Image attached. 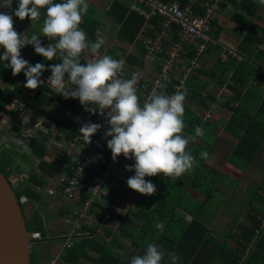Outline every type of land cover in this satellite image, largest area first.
<instances>
[{
  "label": "trees",
  "instance_id": "trees-1",
  "mask_svg": "<svg viewBox=\"0 0 264 264\" xmlns=\"http://www.w3.org/2000/svg\"><path fill=\"white\" fill-rule=\"evenodd\" d=\"M261 1L264 9V0ZM53 2L59 3L61 0H53ZM206 2L207 0L202 1V3ZM229 2L244 10L245 14H247L251 20L245 19L239 13H234L230 17L231 22L236 24L237 27H235L240 31L238 33L239 36L243 37L241 40L243 44L240 43L239 48L241 49H239V51L244 55L245 60L235 66V60L229 59L230 64L227 68L228 70L233 69L230 79L226 81V78L217 77V81L221 85H225L226 89L233 91L235 96L233 99L231 97L227 98L225 102L220 105L230 111L229 123L223 126L225 131L222 132L229 133L230 136L237 139L235 147L226 158L228 165L223 167L221 171H217L205 163L206 159L200 158L199 154L203 151H207L208 156L211 155L214 147L218 144L219 134H214L217 126L209 123L208 118L204 117V119V114L199 115L185 108L183 119L186 128L184 129V134L194 137L196 136L194 131L196 126H202L204 129V135L199 136L202 137L203 145L195 147L191 145L190 141L186 148V151L196 156L199 163L193 170L178 178L164 177L162 174H157L155 176L157 191L152 196H144L136 193L142 204H140V208L136 210L129 208L128 212L140 221L141 224L138 227H135L125 214L123 215L111 209H109L108 212L112 215V219L119 222L118 225L112 228L104 223L100 224L102 217L100 211H103L105 208L103 203H96L95 206L98 209L94 210L93 208L91 214H93L97 220L96 223L92 225L89 232L93 234L98 229L97 233L100 232L103 236L110 238V240L106 242L101 236H97L94 239V237L90 238L80 235L81 237L74 242L72 247L64 251L63 258L70 264H80V258L86 261L88 260L92 264H124L115 252V248L128 251L127 247L120 241L121 239L128 240L130 248L139 250L137 255L143 254L146 241L154 242L165 250V252L178 254L180 257L178 264H262L261 251L264 243V225L261 226V222L262 218H264V168L260 166V161L264 158V97L259 98L258 101L255 100L248 109V107L245 106L246 104L244 105L241 101L243 94L237 93L236 91L245 90L252 82H255L256 89L260 90L261 88L264 90V70L260 71L258 67V64L264 61V49L261 48L264 43V23H262L263 21L258 17V7L255 2L242 0L241 3L237 5L234 1ZM226 3L222 4L221 10L224 9ZM12 4L9 15H12V12L17 8L18 0H14ZM112 5L113 6L107 11V14L112 22L120 25V29L116 33L117 42L104 41L100 53L115 58V50L118 48L119 44L130 43H134L133 46L138 50H143L144 45L141 44L142 41L139 43L133 42L143 20L132 13H129V15L125 17L127 14V7L120 1L113 0ZM40 11L41 16L38 20L30 21L28 18H25L21 21L14 16L13 20L25 26L28 24L32 25L33 27L31 26L30 30L33 31L35 35H40L39 39L43 45H45V43L48 45L51 41L42 36V24L45 10L41 9ZM223 11L225 12V10ZM222 18L228 19L225 16ZM156 20L159 21L158 18H152L150 21L155 23ZM218 24L219 31H223L222 29L224 26L220 25V23ZM36 25L39 27L38 29H36ZM216 25L217 24L214 23L210 33L213 38H218V33L215 29V27H217ZM100 26L101 24L92 17L91 13L87 12L82 17L80 27L87 33L89 40L95 41L97 39V29ZM175 30L174 28L173 35L171 36L173 41H176L177 38ZM174 35L175 38H173ZM149 36H152L150 32L145 33V37ZM165 46H169V44L166 43ZM214 49H219V52H221V49L217 46L214 47ZM27 52L31 53L30 58L20 55L31 65L44 63L47 69L52 64L60 63L58 59L52 61L44 60L43 57L34 52L32 45H29ZM86 54L87 52L83 53L81 56L82 63L88 61ZM2 55L3 54L0 53V56ZM158 56L159 57L155 59L157 60L155 63L157 69L154 71L155 73L153 76L158 72L161 66V59L164 58L165 54H160ZM188 56L191 57L192 55L190 54ZM130 61L133 64L141 65L136 58H132ZM8 63V61H0V118L4 113L8 116H12L6 108L12 100H16L25 107L30 108L38 116L53 120L56 122L61 132H64L66 136H71L77 130V124L70 119H66L65 121L57 119L49 112V109L50 106L54 104L57 106L58 111L69 110L71 115L83 118L88 111L85 110V107L81 105L79 100L71 97L65 98L59 95V92L55 94L46 87H42V90L37 92L33 97L27 95L18 89V84L25 78L23 71L13 76L11 68L7 67ZM65 79L67 80V76ZM169 81L170 79H166V81L163 82V88L161 90V92L168 95L174 92L173 83ZM183 87L185 88V86ZM259 92L262 91L260 90ZM192 94L193 97L189 99L199 102L202 104L201 106L207 107L206 109L209 110L211 104L209 105L208 102H214L216 99L213 96L202 97L197 93ZM138 97L141 102L143 100L142 95L138 94ZM235 102L236 105L232 107L231 104ZM99 122L100 116L97 112L92 115V123L99 124ZM27 151L30 154L29 158L33 160V162L27 159V154L20 155L13 153L12 149H3L0 153V171L8 179L10 173L11 175L18 173V169L16 168L17 159L21 158L23 161L25 160L27 167H32V171L34 172L29 174L27 179L22 178L20 181L13 183L12 187L19 202L24 199L26 204L29 202L34 204L41 196L35 192L33 186L44 187L46 180H52L57 174L59 160L53 159V155L43 146V142L37 139L29 140ZM257 155L260 156L259 160L256 159ZM36 161L37 164L35 166L34 162ZM249 167H252L251 170L262 168L259 174V176H261L259 177L260 181L258 180L255 182V190L248 203L252 213L247 215V225H239L238 223L233 234L230 233L228 236H223L217 231L212 230V226L208 224L207 220L214 222L217 220L218 212L216 211L215 203L225 208L226 199L232 193L233 187L223 198L220 197V199L216 201V193L218 192V183L216 184L217 178H226L227 180L236 182L235 185H237L239 181L237 178L238 175H236L237 171H245ZM68 172L69 175H72L70 171ZM238 172L242 173L240 171ZM212 173L217 176L214 177ZM134 175L135 173L133 171L131 177ZM182 177L188 178H186V181H182ZM151 178L152 177H145V180L150 181ZM26 182L32 183L33 186L26 187L24 185ZM257 184L258 186L256 187ZM193 193L202 196V200L197 199L192 195ZM58 197L64 202L59 194ZM20 206L24 212L21 204ZM106 207L108 208V204ZM124 210L126 209L124 208ZM183 215L189 216L190 221H187ZM27 221L31 220L26 219V225L29 223ZM33 224L36 225L34 226ZM31 225L33 228L30 230L27 227L28 232L38 231L42 237L46 236L40 225V218L34 219ZM255 230L258 231L256 236H254ZM100 238L101 240H99ZM229 242L232 243L233 246H230ZM253 243V247H256H254L255 252L252 253L253 248H248V246ZM33 258L34 257L31 255V264H33ZM130 261L131 259H128L126 264H130ZM165 261L171 264L167 256H165Z\"/></svg>",
  "mask_w": 264,
  "mask_h": 264
},
{
  "label": "clouds",
  "instance_id": "clouds-1",
  "mask_svg": "<svg viewBox=\"0 0 264 264\" xmlns=\"http://www.w3.org/2000/svg\"><path fill=\"white\" fill-rule=\"evenodd\" d=\"M12 2L0 0V8H11ZM88 7L87 0H61L59 3L53 0H18L12 15L0 12V47L4 49L0 61L9 62L7 67L11 68L13 76L23 71L26 89H36L42 83L40 77L43 72L50 71L47 82L57 89L59 95L78 99L92 114H104V110L109 109L106 115L109 127L104 138L111 137L106 146L112 159L115 161L123 156L126 160H134V165H126V171L135 173L127 179V187L140 195L152 196L157 191L156 185L146 181L145 177L162 174L178 178L199 163L196 156L186 151L194 139L184 134L187 90L177 89L171 95L153 92L141 104L136 88L139 73H133L131 78H121L125 60L101 56L103 38L89 40L80 27ZM41 9L45 10L42 36L51 41L47 46L42 44L40 35L22 39L13 25V16L21 21L25 18L38 20ZM26 44L32 45L34 52L44 60L58 59L60 63L47 69L44 63L29 64L20 55ZM86 52L95 58L82 63L81 56ZM101 127L98 123H85L79 130L80 138L87 144L91 143V137ZM194 131L196 136L204 135L202 126H196ZM199 155L207 159L208 152L203 151ZM9 183L13 185L10 180ZM165 256L171 264H178L180 260L178 254L165 252L156 243L146 241L143 254L133 256L130 264H168Z\"/></svg>",
  "mask_w": 264,
  "mask_h": 264
},
{
  "label": "built area",
  "instance_id": "built-area-1",
  "mask_svg": "<svg viewBox=\"0 0 264 264\" xmlns=\"http://www.w3.org/2000/svg\"><path fill=\"white\" fill-rule=\"evenodd\" d=\"M119 1H127L129 10L145 19L159 18L160 20V25L155 35L145 40L148 50L144 54L142 61L146 65L153 63L160 54H165L167 59L163 60L158 72L149 81L150 83L146 82V74L143 68L137 67L132 72V74L139 73L136 88L137 94L140 93L143 97L140 103L143 104L145 99L150 97L153 92H161L163 82L170 76L173 64L182 55L186 54V50H188L193 55L189 60V66H181V77L179 82L173 87L174 92L177 89H182L189 78V72L191 73L194 70V66L198 68L204 51L208 47L218 44V40L214 39L210 33L214 23H219L217 17L222 4L226 0H207L206 3H202L203 0ZM174 28L177 31L176 41L171 39ZM140 38L144 39L142 34ZM166 43L169 44L168 47L165 46ZM121 46L119 45L115 50L118 59L123 58L125 60L126 57L130 58L134 55L133 46L130 48L124 46L123 49H121ZM227 55L234 59L239 57L242 60L241 55L232 47L227 49ZM88 57L91 59L90 53H88V56L86 54L87 59ZM127 72L125 63L120 74L121 78H131L132 74L127 76ZM50 75L51 72L44 71L40 77L42 83L36 89H27L24 93L33 97L42 90V87L58 92L56 88L50 86L47 82ZM22 81L26 82L25 78ZM7 108L9 111H18L21 114L28 115L23 127L17 129L18 136L16 138L20 136L28 138L27 144L31 139H37L46 144L47 141L54 137L53 149L56 150L58 148V153H51V155L54 156L53 159L59 160V165L56 176L50 180L51 188L47 193L49 195L59 194L64 202L72 205L71 215L66 219V224L71 226L76 234H82L85 222L89 220L91 210L96 207V203L108 204L110 205L109 209L120 212L123 215L125 214L124 208L120 205L122 202L119 201H121L122 193L127 185L126 181L133 173V171H126V165L132 166L135 161L132 160L130 164L129 159L126 160L123 156L116 158L115 161L112 159L111 151L106 146L107 140L111 139V137L104 138V133L109 127L104 115L110 111L109 109H105L104 114L98 112L100 116L99 124L102 127L92 136L91 143L87 144L80 138L79 130L85 123H92V113L88 112L83 118H78L71 115L69 110L58 111L56 105H51L49 112L57 119L63 121L70 119L77 124V130L71 136H66L64 132L60 131L56 122L38 116L30 108L25 107L16 100H12L7 105ZM32 117H37L40 123L34 121ZM204 117L209 118V115ZM43 120H48L49 122H44ZM52 127H54L55 133L51 134L48 128ZM33 128H36V133L33 132ZM29 129L31 132L25 133ZM68 171L72 175H69ZM101 223L115 228L119 222L112 219V215L106 212L100 220ZM263 225L264 218H262L261 222V226ZM30 233L29 241L30 247H32L42 240V236L38 231ZM257 234L258 231L255 230V236ZM72 245L73 242L68 239L65 247L70 248ZM50 264H55V261L50 262Z\"/></svg>",
  "mask_w": 264,
  "mask_h": 264
},
{
  "label": "rangeland",
  "instance_id": "rangeland-1",
  "mask_svg": "<svg viewBox=\"0 0 264 264\" xmlns=\"http://www.w3.org/2000/svg\"><path fill=\"white\" fill-rule=\"evenodd\" d=\"M233 1L237 5L238 3H241L242 0H233ZM250 1H253V2L256 3V5L258 7L257 8L258 17L263 21L262 23H264V9L262 7V1L261 0H250ZM13 2H14V0H13ZM226 2H227V0L225 1V3ZM226 5L230 7V10L227 9V11L224 12L223 10L220 9V12H219L218 17H217V21L220 23V25H223L226 28V30L219 31V29H218L219 24L216 23L217 27H215V29H216V32L218 33V38H214V39L218 40V44L215 45V46H210L204 51L203 56H202V58H201V60L199 62L198 68L196 66H194V68H193L194 70L191 73L189 72V77H191L193 72H196V71L201 69L203 60H205V57L207 56V52L208 51L210 52V54L213 56L214 59H221L222 61H223V59L225 61H227L229 59H232V60H235V63L239 64V63H241V62H243L245 60L244 55L239 51V49H237V47H235L234 45L231 44L232 43L231 40H229L230 42L226 41V40H224L225 37H224V39H222V34H224L225 31L226 32L228 31L231 36H233V37L236 36L234 34L235 33L234 28H236L237 26H236V24L233 25L230 22L231 21L230 17L234 13H236V11L239 12L240 15L246 16L247 20H249L250 17L247 16V14H245L244 10H242L240 7L234 6L232 3L231 4L226 3ZM89 8H90V10L93 9L90 12L91 14L93 12H95L94 18L98 19L99 16H100L99 15L100 11L98 10L99 8L98 7H95V8L89 7ZM10 9L11 8H0V12H7L9 14L10 13V11H9ZM224 16L225 17L228 16V20H229L228 22L224 21V19L222 18ZM229 24L231 25L230 27H229ZM13 25H14L15 31L18 34L22 35V39H24L25 37L30 39V37L33 34H35L33 31L30 30V27L32 25L28 24V25L25 26V25H23L21 23L15 22V20H13ZM38 28L39 27L36 25V29H38ZM109 28H110V26H109ZM97 31H98V34H97L96 37L97 38H101V35H103V33H104L102 28L99 27L97 29ZM112 32H113V29L109 30L110 36H111ZM176 33H177V31H176ZM25 43H27V40H25ZM28 45H30V44H26L25 46H28ZM25 46L23 48H21L20 54L22 56L30 58L31 57V53L27 52V47H25ZM44 46H47V43H45ZM216 46L221 49V52H219V51L214 49V47H216ZM123 47H124V44H122L121 49H123ZM229 47H232L233 49H235L236 52L239 55H241L242 60L239 57L238 58L235 57V59H234V58H231L230 56H228L227 55V49ZM261 48L264 49V43H263ZM186 52L187 53L184 54V55H190V54L192 55V52H188V50H186ZM0 53H2V54L4 53V49L2 47H0ZM100 55L102 56L101 53H100ZM184 55H182L177 60L181 61L184 66H187L185 64L184 60H186V61L190 60L193 55L191 57L188 56L187 59H184ZM87 56H88V53H87ZM90 57H91V59L95 58V57L91 56V54H90ZM88 59H90V58L88 57ZM188 66H189V64H188ZM258 67H259L260 71H263L264 70V61H262L260 64H258ZM226 77H227L226 80H228L229 76H226ZM211 82H212V84H214V87L216 88V91L212 92L211 94H213L215 98L217 97L215 95L221 96L219 98L217 97V99L221 98L220 101H219V104L224 103L225 100H226L225 95H224L227 92L226 89L221 88L220 86H218L219 84H216L215 81H211ZM24 83L25 82L22 81V82H20L18 84V89L23 91V92L27 91V89L24 87ZM250 84H254L255 85V82H252ZM255 88H256V85H255ZM255 88H253V87H250V89L245 88V90L243 91L244 97H245V99H247L245 102H248V103H245L246 104L245 106L248 107V109L254 103V102H251V99H249L250 98L249 92H250V94H252L253 99H255L256 101H258V99L262 98V96H263V93L259 92V91L260 90L264 91V90L261 89V88H260V90L259 89H255ZM208 91L209 90H205L204 89V90L201 91V93L205 94L204 96H206ZM54 93L56 94L58 92H54ZM52 106H53V104H52ZM231 106L234 107L233 104H231ZM219 107L220 108H218V109L213 107L210 112H207V113H205L203 115V118H204V116L209 115L208 121H210L212 123H215L214 116L216 115L218 120H219L218 121L219 124H224V125L228 124L229 123L228 119H229L230 111L228 109H226V108H223L222 106H219ZM6 110L9 111L8 108H6ZM9 112L11 113L12 116H8V115H6L4 113V115L0 118V153L5 148L7 150L12 149L13 153H16V154H21V153L27 154L26 157L28 159L29 156H30L29 152L26 149L28 138H24V137H21V136L19 138H16V136H18L17 135V133H18L17 129L19 127L20 128L23 127V123L25 122V120H26L28 115L27 114H25V115L21 114L18 111H16V112L9 111ZM106 115H107V113L104 115L105 119H106ZM32 118H34L33 120L36 121L37 123H40V120L37 117H32ZM44 122H49V121L46 120ZM217 124L218 123L216 122V125ZM223 126L221 125L220 126L221 128L215 130L214 134H217V133L219 134L218 135L219 136V141H218V144L214 147L213 153L207 157L206 162H205L212 169L217 170V171H221V169L223 167L228 165L227 162H226V158H227L228 154L233 150V148L235 147V145L237 143V139L236 138L230 136L229 133L222 132V131H225L223 129ZM34 127H36V126H34ZM48 129H49L51 134L55 133L54 127L48 128ZM30 132H31L30 129H29L28 132L25 131V133H30ZM33 132L36 133V128H33ZM198 137L199 136H197V137L194 136V139L191 140V145H193L195 147H200L201 145H203V140L201 139L202 137H199V138ZM53 139H54V137L51 140L47 141L46 144L43 143V146L46 147V149H47V151L49 153H58V148L56 150L53 149ZM210 142H211V139H210ZM260 156H261V154H260ZM260 156L257 155L256 159L259 160ZM52 157H54V156H52ZM263 160H264V158L262 159V161H260V166L262 168H264V161ZM23 163H26V162H23ZM36 164H37V161H36ZM232 167H234V166H232ZM16 168L18 169V167H16ZM262 168H260V169H262ZM251 169H252V167H249L245 171L244 170H238V171H240L242 173H239L237 171L236 175H238L237 178L239 180L237 185H235L236 182H232L230 180H227L226 178H220V177L217 178L218 180H217L216 184L218 183L217 184L218 192L216 193V195H217V198L215 199L216 201H218L220 199V197L223 198L225 196V194L230 192L232 187H233L232 193L226 199L227 201L225 202V208L220 207V206H218V203H215L216 204L215 205L216 206V211L218 212L217 220L215 222L211 221V220H207L208 224H210V226H212V230L217 231L219 234H221L223 236L224 235L228 236L230 233L233 234L234 231L236 230V225L238 223H239V225H241V224L247 225V221H248L247 220V215L252 213L251 212V208L248 205V203L250 202L251 196H252V194H253V192L255 190V182H257L258 180L260 181L259 177H261V176H259L260 169H257V170L256 169L251 170ZM23 175L24 174H21L20 177H19V175H16V174L11 175V173H10V175H9L10 177L8 179L11 182L16 183L15 181H17ZM212 175H214V177L217 176L216 174H213V173H212ZM186 178H188V177H186ZM186 178L182 177L181 180L182 181H186ZM150 181L155 185V176L152 177L150 179ZM257 186H258V184L256 185V187ZM234 187H235V189H234ZM192 195H194L197 199L202 200V196L197 195L196 193L195 194L193 193ZM121 198H122L121 199L122 204H120V205L126 209V210H124L125 211V215L127 216V218H129V220L131 221V223L134 224L135 227H138L141 224L140 221L137 220L136 218H134L132 215H130L129 212H128V209L132 208V209L136 210V209L140 208V204H142L141 200H139V198L137 197L136 192H134L132 190H129L128 187L124 189ZM20 204L22 205V208L24 209V212H25L26 201L24 199H22L20 201ZM38 214L39 213H37V215ZM183 216H184V218L187 221H190V217L189 216H187V215H183ZM37 218H40V217L39 216H35L34 217L35 220ZM34 219H33V221H34ZM33 221L32 220L31 221H27V222H29V223H27V227L30 230L33 228L32 225H31V223ZM62 244H63L62 240H60V241H58V240H54V241L53 240H48V236L46 235V237L43 238L42 241L34 244L31 247L30 251H31L33 257L40 258V259L43 260L44 263H46L51 258V255L54 252V250H58ZM229 245L233 246V244L230 243V242H229ZM251 245L252 244H250L248 246V248H250ZM131 252L133 254H136V253L139 252V250L132 249Z\"/></svg>",
  "mask_w": 264,
  "mask_h": 264
},
{
  "label": "crops",
  "instance_id": "crops-1",
  "mask_svg": "<svg viewBox=\"0 0 264 264\" xmlns=\"http://www.w3.org/2000/svg\"><path fill=\"white\" fill-rule=\"evenodd\" d=\"M229 1H233V0H227V3L231 4V2H229ZM87 2H88L89 7H92V8L98 7L99 8L98 9L100 11L99 18L98 19L94 18L95 12L92 13V17L95 20H97V22H99L101 24L100 28H102V30L104 32L103 35H101L103 40L108 41V42H111V41L117 42V34L116 33L119 31L120 25L112 22V20L108 17V14H107V11L113 6L112 5L113 0H87ZM120 2L124 3L127 7V14L125 17H127L129 15V13H132V14H135L137 17H139L143 20L142 24H140L138 32L136 33L135 38L133 40V42H136V43H139L142 41L143 43L141 42V44L144 45L143 50H141V49L138 50L136 47H134L133 46L134 43L124 44V46H127V48H130L132 46L134 47V55L131 56L130 58L129 57L125 58L126 69L128 71L127 76L131 75L132 72L137 67L143 68L145 70V74H146V82L150 83L149 81L154 77L153 76V74L155 73L154 71L157 69L155 66V63L157 60H155L153 63L146 65V64L142 63L143 62L142 58L148 50V48L146 47L145 40L147 38H150V37L155 35V33L157 32V29L160 25V23H159L160 21L156 20L155 23L151 22L150 20L152 18L145 19L144 17L140 16L139 14L131 12L129 10L127 1L126 2L120 1ZM227 9L230 10V7L225 4V7L223 10H225V12H226ZM92 10H90V8H89L87 12L90 13ZM236 13H239V12L236 11ZM242 16L245 19L247 18L244 15H242ZM227 18H228V16H227ZM249 20H251V18ZM224 21L228 22L229 20L224 19ZM231 24L235 25L233 22H231ZM109 26L111 29H113L111 36L109 34V30H111L109 28ZM230 26L231 25L229 24V27ZM222 30L224 31V30H226V28L224 27ZM234 30H235L234 34L236 35L235 37L231 36L228 31L227 32L225 31V33L222 34V39H224V37H225L224 40H226V41L231 40L232 45L237 47V49H241L239 47H240V43H242L241 40L243 37L239 36L238 33L240 31L237 30V28H234ZM148 32H150L152 34V36L145 37V33H148ZM175 33H176V30H175ZM97 34H98V31H97ZM97 34H96V36H97ZM141 34L143 35L144 39L140 38ZM172 35L173 34H171V36ZM173 38H175V35ZM119 45H122V44H119ZM28 46H25V47L28 48ZM217 51H219V49ZM132 58H136V60H138L141 63V65L139 66L138 64H133L130 61V59H132ZM187 58H188V55H185L184 59H187ZM115 59H118L117 54H115ZM164 59H167V56H164V58L161 59L160 65L162 64ZM218 60L219 59H214L213 56L208 51L207 56L205 57V60H203L201 69L196 71V72H193L191 77H189L188 80L186 81V83L184 85L185 88L183 87L184 89L187 90V96H186L184 104H185V108H187L190 112H194V113H197L199 115H203L207 112H210L213 107H215L217 109L220 108L219 106L221 104H219V101L221 98L217 99V97L218 98L221 97L219 95H215L217 97H216L214 102H212V101L208 102L211 104V105L209 104L210 110L206 109L207 107L201 106L202 104H200L199 102H197L195 100L192 101V99H189V98L193 97L192 93L200 94L202 97H206V96H213L214 97V95L211 93L216 91V88L214 87V84H212L211 81H215L216 84H219L218 86L226 89L225 85H221L217 81V77L225 78L226 76H229V78H228V80H229L231 75H232L233 69L228 70V68H227V67H229L230 60L229 61L228 60L225 61L224 59H223V61L221 59L219 61ZM184 62L188 66L189 60H187V61L184 60ZM182 65H183L182 62L177 60V61H175L172 69L170 70V76L168 77V79H170L169 82L173 83V87L179 82V79L181 77L180 76L181 75L180 69H181ZM237 65H238V63L235 64V66H237ZM226 79H227V77H226ZM250 87L255 88V85L251 84V85L247 86L248 89H250ZM204 89L209 90L207 92L206 96H204L205 94L201 93V91ZM226 91H225L226 93L224 94L226 99L229 97H231L232 99L235 98L233 91H230L228 89H226ZM243 91L241 90V91H236V92L243 94V96L241 97V101L245 105V103H248V102H245L247 99H245ZM262 93H263V96H262V98H263L264 97V91H262ZM138 94H140V93H138ZM249 95H250L249 99H251V102H255V99H253V96H252V94H250V92H249ZM233 105L235 106L236 102L233 103ZM215 116H214L215 123H212L210 121H208V122L211 123L212 125H216V122H217L218 123L216 125L217 126L216 130H217V129L221 128L220 127L221 125L223 126L224 124H219V122H218L219 120H218L217 116L216 117ZM21 154H24V153H21ZM28 159H30V158H28ZM58 159H59V156H58ZM23 162H25V160L23 161L21 158L17 159L18 173L16 175H19V177L21 174H24V175L15 182L20 181V179H22V178L27 179L28 175L31 174V172H33L32 167L31 168L27 167L26 163H23ZM30 162H33V160L30 159ZM129 163L130 164L132 163V159H129ZM34 165L36 166V162H34ZM43 180H45V179H43ZM50 183H51L50 180H46L44 187H40V186H36V185L33 186L32 183H30V182L24 183V185L26 187H32L33 186L35 189V192L41 196V198L39 200L35 201L34 204H31L30 202L26 204L25 212H24L25 218L27 220L28 219L32 220L35 216H39L40 217V225L42 227V230L45 232V235L48 236V240H53V241L54 240H58V241L62 240L63 241V244L60 246V248L58 250H54V252L52 253L51 258L49 259L48 262L44 263L42 259L34 257L33 258V264H50V262H52V261H55V264H70L69 262H67L63 258L64 257V251L66 249H69V248L65 247L68 239H70L74 244V242H76V240L81 236H86V237H90V238L94 237V239L97 236H101L106 242H108L110 240V238L103 236V234H101L100 232L97 233L98 229L93 234H90L89 230L92 228V225L95 224L96 220H97V218L93 214L89 215L90 221L86 220L85 225H84L85 229H83L82 234H80L81 236L76 234V232L73 231L72 227L66 224V219H68L69 216L71 215L72 205L66 204V202H62L61 199L58 197V195H49L47 193V191L51 188ZM106 205L107 204H104L103 206L105 209L103 211H100V213H102L101 216H103L106 212L109 211L110 205H108V208L106 207ZM97 209H98L97 207L94 208V210H97ZM37 213H39V214L37 215ZM93 218H95V220H93ZM101 224H103V223H101ZM33 225L35 226L36 224H33ZM45 237H42V240ZM99 240H101V238ZM120 241L122 242V244L125 247H127L128 251H125L124 249L121 250L120 248L114 247L115 252H116V255L119 257V259L122 260L124 264H126V261H128V259H131L133 256L137 255V253L133 254L131 252L132 248H130L128 240L121 239ZM253 245H254V243L251 246L253 248L252 253L255 252L254 247H256V246L253 247ZM134 250H137V249H134ZM261 255H262V264H264V243L262 245ZM79 263L80 264H92L91 262H89L88 260L86 261L83 258L79 259Z\"/></svg>",
  "mask_w": 264,
  "mask_h": 264
},
{
  "label": "water",
  "instance_id": "water-1",
  "mask_svg": "<svg viewBox=\"0 0 264 264\" xmlns=\"http://www.w3.org/2000/svg\"><path fill=\"white\" fill-rule=\"evenodd\" d=\"M30 236L20 202L0 171V264H31Z\"/></svg>",
  "mask_w": 264,
  "mask_h": 264
},
{
  "label": "bare ground",
  "instance_id": "bare-ground-1",
  "mask_svg": "<svg viewBox=\"0 0 264 264\" xmlns=\"http://www.w3.org/2000/svg\"><path fill=\"white\" fill-rule=\"evenodd\" d=\"M3 137V136H2ZM12 139V138H11ZM5 140V139H4ZM3 142V141H2Z\"/></svg>",
  "mask_w": 264,
  "mask_h": 264
}]
</instances>
